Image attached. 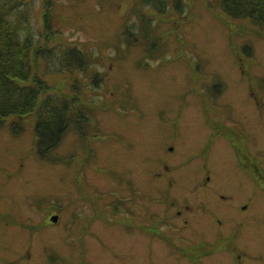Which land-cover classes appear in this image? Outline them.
<instances>
[{"label":"rangeland","instance_id":"rangeland-1","mask_svg":"<svg viewBox=\"0 0 264 264\" xmlns=\"http://www.w3.org/2000/svg\"><path fill=\"white\" fill-rule=\"evenodd\" d=\"M52 1L62 39L45 44L38 37L44 0H21L16 7L20 14L10 18L18 21L22 36L31 33L42 46L77 47L101 85L94 88L85 79L89 73L46 75L54 92L76 99L86 122L83 137L72 125L47 160L34 153L33 115L10 117L0 126V264H81L77 243L61 234L67 217L60 210L67 200L88 194L87 178L106 190L113 178L120 186L130 180L122 168L140 174L149 167L148 179L141 175L139 180L152 206L174 200L157 196L173 168H160L155 157L176 161L177 155L178 183L194 182L197 173L199 179H211L215 197L219 188L225 198H241V184L251 180L238 169V151L247 143L233 122L241 113L255 120L259 113L264 131V108L254 106L247 81L263 78L258 84L264 89V25L228 18L218 0H183L178 12L169 5L161 13L139 0ZM43 68L41 61L34 64L39 76ZM70 77H80L75 86ZM208 85L227 106L223 103L219 110L212 105ZM251 88L264 105V90ZM214 124L227 125L230 135L212 142ZM143 155L149 157L148 165ZM51 214L59 215L58 224L48 222ZM126 237L118 233L104 240L119 252L134 248L143 264V240ZM31 238L33 249L25 246ZM255 240L263 244L264 236ZM85 246L92 248L88 239ZM151 251L152 264H177V259L165 258L163 248ZM90 252L93 262H108L97 249Z\"/></svg>","mask_w":264,"mask_h":264},{"label":"flooded vegetation","instance_id":"flooded-vegetation-1","mask_svg":"<svg viewBox=\"0 0 264 264\" xmlns=\"http://www.w3.org/2000/svg\"><path fill=\"white\" fill-rule=\"evenodd\" d=\"M244 75L242 72L241 76ZM262 79H247L249 96L256 108H264V105L258 102L251 87L258 88L261 92L263 88H259V81ZM206 89L208 96L213 99H210L213 106L219 110L221 104L227 106L220 100L221 93L214 92L210 85ZM237 117L238 120L233 122L234 131H237L239 125V132L244 133L241 141L247 143V147L238 151V169L244 177L247 175L251 180L241 184V198H225L219 188L218 197H215L214 183L207 176L199 179L197 173H194V182L178 183L177 155L176 161L155 157L160 168H173L166 176L167 183L159 184L157 196H169L174 200L157 201L154 206L148 198L149 191L141 187L139 180L141 175L148 179L149 167L140 174L129 167L122 168V174H126L130 180L124 181L120 186L117 178H113L106 190L87 178L84 181L89 183L86 190L88 194L85 193L80 199L67 200L60 210L67 217L61 234L69 238L71 236L74 243H77L83 256L81 264H97L88 258L90 251L94 249L108 261L102 262L97 257L99 264H119L120 261L122 264H139L136 260L138 253L130 245L125 246L129 247L125 251L119 252L104 240V237H113L118 233L127 236V239L137 236L143 240L146 245L143 264H152L150 259L153 248H163L165 258L177 259V264H264V243L258 244L255 240L257 235L264 236L262 119L259 113L256 120L250 114L241 113ZM214 126L217 131L212 142L214 139L218 142L225 139V133L230 135L227 125ZM175 138L178 141V136ZM229 141L233 146L236 144L232 137ZM172 150L174 152V148ZM148 159L143 155V163L148 165ZM174 175L177 183L173 181ZM245 192L248 194H244ZM58 216L49 215L48 222L58 224ZM31 222L33 224L35 219L32 218ZM87 239L91 249L85 248ZM33 241L32 238L27 239L26 248L33 249Z\"/></svg>","mask_w":264,"mask_h":264},{"label":"trees","instance_id":"trees-1","mask_svg":"<svg viewBox=\"0 0 264 264\" xmlns=\"http://www.w3.org/2000/svg\"><path fill=\"white\" fill-rule=\"evenodd\" d=\"M0 0V126L10 117L23 119L33 115L34 153L40 160H47L58 147L71 126L83 137V123L75 106V98L59 95L47 83L48 73L78 74L85 76L97 88L99 74L75 46H42L32 40L31 33L22 36L14 17L21 0ZM141 5L163 12L171 5L180 10L183 0H139ZM221 11L232 20H249L255 26L264 25V0H218ZM54 3L44 0L42 31L38 37L47 44L61 38L54 25ZM165 12V11H164ZM20 14V13H19ZM10 15V16H9ZM62 39V38H61ZM42 62V75L34 72V64ZM53 66L52 69L50 68ZM48 67V68H47ZM75 86L79 79L70 77ZM82 78V77H81ZM72 86V89H76Z\"/></svg>","mask_w":264,"mask_h":264}]
</instances>
